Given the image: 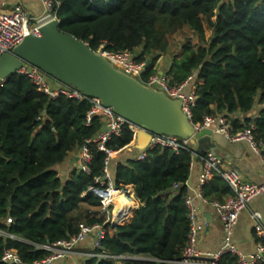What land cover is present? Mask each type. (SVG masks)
Instances as JSON below:
<instances>
[{"label":"trees","instance_id":"1","mask_svg":"<svg viewBox=\"0 0 264 264\" xmlns=\"http://www.w3.org/2000/svg\"><path fill=\"white\" fill-rule=\"evenodd\" d=\"M56 1L61 32L94 52L106 44L109 53H134L138 62H149L144 81L158 74L163 55L173 58L166 73L172 85L198 72L194 125L208 116H224L237 133L254 123L256 139L264 143V0ZM205 26L212 32L208 41ZM182 32L197 44L188 37L181 56L172 55L171 37ZM257 106L263 108L251 116ZM90 109L87 101L53 100L20 74L0 84V264L7 250L16 251L24 264L43 261L49 254L37 246L68 241L81 224H105L101 201L90 192L103 175L105 155L90 146L89 175L74 170L64 181L58 169L102 130L98 120L86 126ZM134 140L125 126L108 147L121 153ZM194 153L202 155L193 148L179 153L157 148L143 161L117 165L115 185L131 186L139 206L126 199L134 210L120 225H106L114 234L102 241L101 253L129 258L121 264H177L182 259L190 234L186 197ZM203 195L209 202H224L232 191L216 175ZM223 262L237 259L227 256ZM86 264L117 263L94 258Z\"/></svg>","mask_w":264,"mask_h":264},{"label":"built area","instance_id":"2","mask_svg":"<svg viewBox=\"0 0 264 264\" xmlns=\"http://www.w3.org/2000/svg\"><path fill=\"white\" fill-rule=\"evenodd\" d=\"M41 1L44 5V12L39 17H31L21 4H16L10 12H0V56L12 53L27 37H41V28L44 25L52 21L59 22L57 8L60 6V3L56 0ZM105 48L106 44H103L95 53L106 58L117 70L138 80L144 86L164 92L169 99L181 102L183 113L192 122V110L195 108L198 100L197 91L200 82L198 72H193L180 85H172L170 78L165 74H156L144 81L143 77L147 72L148 62H138L136 55L130 51L109 53L104 51ZM17 74L27 77L37 88L38 92L49 96L53 100L60 96H65L70 99L89 102L91 109L86 118V126H91L94 120L100 121L103 125L102 130L79 149L77 171L85 175L90 174V165L93 160L90 146H95L99 152L105 155L103 175L96 179L95 185L90 188V192L101 201L100 212L103 216H106L105 224L94 226L81 224L79 226V233L72 239L55 244L37 246L38 250L45 251L49 255L45 260L34 264H54L60 260L75 256L77 249L92 235H95L93 244L89 251L83 255L81 264H86L89 259L94 258L114 260L117 264H121V261L129 258L115 257L105 252L101 253V243L113 231L111 228L107 229L106 225L117 226V224H121L123 217L127 214L125 213L121 215L122 217L120 216L126 208H118L115 202L116 197L122 196L130 200L134 197V192L131 186L118 188L115 185L111 173V163L116 153L108 147V144L113 139L121 136L125 126H128L130 131L135 135V139L141 129L116 115L112 108L105 107L100 99L88 98L71 86L62 85L61 87H57L54 79L36 67L25 65ZM38 120L41 119L39 118ZM193 126L197 131L210 129L224 136L230 143L247 144L262 158L264 168V143L256 139V126L254 123L243 131L233 133L231 121L227 117L208 116L204 118L202 124H193ZM157 148L179 153L181 151H190L193 147L190 139L153 135L149 146L137 156L136 161L145 160L147 153ZM195 159L200 160L202 170L195 196L188 195L186 197V206L189 211L188 219L190 222L189 242L183 252L182 259L177 264H195L202 256L197 246L199 234L203 231L204 226L199 224L197 220L196 200H200L203 204H208L214 208L224 233L222 247L217 252L206 255L205 264H228L223 262L227 256L236 258L237 262L235 264L264 263V217L259 212L251 213L254 233L260 240L256 251L251 255H245L237 249L232 241L235 227L241 214L249 209L250 204L255 199L264 196V179L261 183L243 181L238 171L225 168L222 159L210 150L202 152V155L194 153ZM216 175L221 177L232 191V195L224 202H209L203 195V187ZM178 188L176 186L175 190ZM7 224H12V220L9 219ZM0 235H2L1 232ZM11 238L14 237L11 236ZM2 262L4 264H24L14 250H7Z\"/></svg>","mask_w":264,"mask_h":264},{"label":"water","instance_id":"3","mask_svg":"<svg viewBox=\"0 0 264 264\" xmlns=\"http://www.w3.org/2000/svg\"><path fill=\"white\" fill-rule=\"evenodd\" d=\"M59 26L58 21H52L41 28V37H27L12 53L1 55L0 84L25 65L36 67L54 79L57 87L71 86L88 98L100 99L105 107L141 129L135 139L138 152L149 146L153 135L190 139L192 145H200L199 152L211 149L216 156L213 142H228L210 129L197 131L183 113L181 102L123 74L88 44L61 32Z\"/></svg>","mask_w":264,"mask_h":264},{"label":"crops","instance_id":"4","mask_svg":"<svg viewBox=\"0 0 264 264\" xmlns=\"http://www.w3.org/2000/svg\"><path fill=\"white\" fill-rule=\"evenodd\" d=\"M16 4H21L31 17H39L44 12V5L41 0H0V12H10L13 10ZM173 58L169 55H163L159 58L156 64V70L158 74H165L171 67ZM200 84V82H199ZM263 106H257L253 115L257 117L260 109ZM224 139L225 137L222 136ZM216 148L217 156L222 159L225 168L235 169L239 172L243 181L248 183H261L264 179V168L262 158L257 155L247 144H233L220 141V145L213 142L212 145ZM193 149L197 152L200 145H192ZM205 149L201 152H204ZM199 152V153H201ZM141 152H138L136 143L133 141L128 149L121 153L115 154L111 163V173L114 176L117 165L127 164L131 160H136L137 156ZM78 152L71 156V158L58 167L61 177L64 181L71 178L74 170H77ZM202 165L200 160L195 159L193 161L189 180L187 182L188 195L195 196L198 185L199 177L201 174ZM133 189V188H132ZM121 199L122 196H117ZM227 198H224L226 200ZM132 201V205H138L135 196L129 200ZM129 206V205H128ZM197 209L198 223L203 225V231L199 234L198 250L202 256L197 260L195 264H205L206 255L217 252L223 245L224 233L221 222L219 221L217 212L214 208L208 204H203L200 200H196L195 203ZM130 207V206H129ZM131 210H134L130 207ZM252 212H259L264 217V196L255 199L249 206V209L243 212L239 218V221L235 227L233 235V244L237 249L245 255H251L257 249L260 240L254 233V224L251 219ZM114 231L110 232L112 236ZM94 236H90L84 244L77 249V254L70 258L60 260L54 264H81L83 261V255L86 254L93 244Z\"/></svg>","mask_w":264,"mask_h":264},{"label":"rangeland","instance_id":"5","mask_svg":"<svg viewBox=\"0 0 264 264\" xmlns=\"http://www.w3.org/2000/svg\"><path fill=\"white\" fill-rule=\"evenodd\" d=\"M188 37L191 39L193 44H197V39L193 38L189 32L178 33V34L174 35L173 37H171L170 45H171L172 55L181 56L182 45L186 42ZM211 37H212V32L205 26V38H206V40L207 41L210 40ZM130 202L132 204V201H130Z\"/></svg>","mask_w":264,"mask_h":264},{"label":"bare ground","instance_id":"6","mask_svg":"<svg viewBox=\"0 0 264 264\" xmlns=\"http://www.w3.org/2000/svg\"><path fill=\"white\" fill-rule=\"evenodd\" d=\"M115 200H116L115 201L116 204L118 205V208L125 207V208H129L128 210H131L130 207L128 206L127 200L124 197L122 199L120 197H116Z\"/></svg>","mask_w":264,"mask_h":264}]
</instances>
